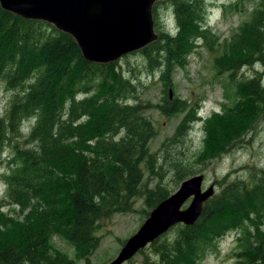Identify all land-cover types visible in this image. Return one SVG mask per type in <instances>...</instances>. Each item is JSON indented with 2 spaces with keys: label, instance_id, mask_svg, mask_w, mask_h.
Returning a JSON list of instances; mask_svg holds the SVG:
<instances>
[{
  "label": "trees",
  "instance_id": "16d2710c",
  "mask_svg": "<svg viewBox=\"0 0 264 264\" xmlns=\"http://www.w3.org/2000/svg\"><path fill=\"white\" fill-rule=\"evenodd\" d=\"M244 1L235 0L229 9L238 11ZM167 3L174 10L176 34L159 32L158 39L139 52L150 59L152 53L159 55L164 51L166 68L170 69L182 64L194 39L201 37L204 3L198 0ZM249 15L232 34L236 39L230 46L231 57L246 47L242 56L245 61L264 48V0H258ZM154 16L156 20V13ZM46 25L0 7V85L12 93L5 110L0 112V154L7 148L5 170L0 173L4 187L0 206L2 202L24 206L41 197L42 211L53 212L55 222L63 219V229L67 231L64 237L75 247L79 258L87 259L98 244L94 231L101 219L131 211L134 198L139 195H144L150 212L170 195V190L161 183L153 189L142 185L140 163L146 159V167L150 171L154 167L155 155L149 152L148 142L155 130L144 117L142 105L120 101L134 86L118 72L115 66L118 62L99 64L85 60L69 34L54 27L47 32ZM159 66V62L155 64ZM243 87L256 90L258 85L249 81ZM81 93L84 96L77 99ZM196 106L197 102L183 120L195 118ZM186 109L187 102L182 100H172L160 107L165 115ZM215 114L207 122L212 135L205 152L211 154L226 146L229 141H224L228 137H238L252 121L248 126L247 122L231 125L228 119L217 121ZM26 119L33 122L23 134L20 126ZM186 127L187 124L180 125L172 139ZM217 138L221 141L219 146ZM196 173L189 169L175 178L180 181ZM256 201L264 212V173L251 189L226 185L204 203L193 225L176 224L177 234L172 241H162L161 235L152 242L159 259L151 263L146 258L145 263L196 264L216 245L215 240L223 236L228 224H242L248 219ZM224 216L226 219L221 221ZM51 232L44 239L35 233L19 251L1 241L0 264H69L68 258L51 247ZM259 242L261 246L255 247L257 256L249 264H256L257 259L264 264V252L261 253L264 238ZM237 254L241 256L239 259L244 258L241 252Z\"/></svg>",
  "mask_w": 264,
  "mask_h": 264
},
{
  "label": "rangeland",
  "instance_id": "374dc122",
  "mask_svg": "<svg viewBox=\"0 0 264 264\" xmlns=\"http://www.w3.org/2000/svg\"><path fill=\"white\" fill-rule=\"evenodd\" d=\"M198 1L200 4L204 3V16L210 26L205 30L202 22L201 37L194 39L192 50L181 65L167 69L164 51L159 55L152 53L150 59L136 51L121 57L115 66L122 77L131 80V86H134L129 90L128 96H121L120 101L130 105H142L144 117L151 121L155 130V135L148 142L149 152L155 155L154 167L150 171L146 167V159L142 160V185L153 189L161 183L172 194L184 181L193 177L190 175L176 181V174L192 169L198 172L196 175H204L202 190L205 191L212 183L215 185L216 196L228 184L231 188L239 184L247 189L254 188L264 173V48L261 53L253 54L247 61L242 57L246 47L231 57L230 46L236 39L232 34L258 0H245L239 5L238 11L229 9L232 0ZM223 1L229 4L212 9L214 4L219 6ZM154 7L155 31L165 34L169 29L170 34H175L177 26L173 7L167 1L159 2ZM46 24L45 30L51 32L53 26ZM158 62L160 66L155 67ZM249 81H253L258 88L244 89V83ZM11 95L12 93L4 89L3 84L0 85L1 113ZM83 96L78 94L77 99ZM172 100L186 101L187 109L175 115L163 114L160 107ZM196 102V109L202 107L199 111L201 117L195 114V118L183 120ZM213 111L217 112L214 115L217 121L228 119L231 125L247 122L248 126L249 121H252L238 137H228L229 140L224 141H229L228 144L211 154L205 152V145L212 135L207 122L215 113ZM183 124H187V127L180 129L172 139L176 129ZM122 134L123 132L115 136V140ZM219 145L221 141L217 138L216 146ZM5 166V157L1 153L0 173L5 170ZM239 195L237 192V196ZM192 200L193 196L187 198L181 208H187ZM257 201L256 207L248 213V219L242 224H228L222 231L223 236L215 240L216 245L210 247L196 264H249L257 256L256 248L261 246L259 241L264 238V212ZM42 207L44 203L41 197L32 199L24 206L2 202L0 247L3 246L1 241H5L19 251L26 247L35 233L44 239L48 231H53L49 241L51 247L68 258L72 264H108L117 257L124 243L136 233L149 214L144 195H139L134 198L131 211L116 212L101 219L94 231L98 244L88 258H83L82 261L75 247L64 237L67 231L64 230L63 219L55 222L53 212H44ZM258 210L260 213H257ZM229 217L230 214H227V219L224 216L221 221L228 220ZM177 229L178 226L168 229L160 236L161 240L172 241L176 237ZM238 251L244 258L239 259L241 256L237 254ZM146 258L151 263L159 259V254L153 251L151 244L122 264H146ZM256 261V264L262 262L261 259Z\"/></svg>",
  "mask_w": 264,
  "mask_h": 264
},
{
  "label": "water",
  "instance_id": "95a60500",
  "mask_svg": "<svg viewBox=\"0 0 264 264\" xmlns=\"http://www.w3.org/2000/svg\"><path fill=\"white\" fill-rule=\"evenodd\" d=\"M157 1L166 0H0V7L52 24L74 38L85 60L106 64L158 39L152 15ZM202 180V174L194 175L159 202L108 264H122L176 223L192 225L213 193V185L201 190ZM190 196L192 202L182 209Z\"/></svg>",
  "mask_w": 264,
  "mask_h": 264
},
{
  "label": "flooded vegetation",
  "instance_id": "af4514ba",
  "mask_svg": "<svg viewBox=\"0 0 264 264\" xmlns=\"http://www.w3.org/2000/svg\"><path fill=\"white\" fill-rule=\"evenodd\" d=\"M258 258V257H257ZM83 261V260H82Z\"/></svg>",
  "mask_w": 264,
  "mask_h": 264
},
{
  "label": "bare ground",
  "instance_id": "6f19581e",
  "mask_svg": "<svg viewBox=\"0 0 264 264\" xmlns=\"http://www.w3.org/2000/svg\"><path fill=\"white\" fill-rule=\"evenodd\" d=\"M240 185V184H239Z\"/></svg>",
  "mask_w": 264,
  "mask_h": 264
}]
</instances>
